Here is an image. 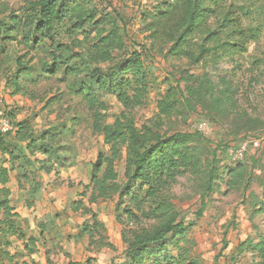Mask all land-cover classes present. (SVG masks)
<instances>
[{
    "label": "rangeland",
    "instance_id": "obj_1",
    "mask_svg": "<svg viewBox=\"0 0 264 264\" xmlns=\"http://www.w3.org/2000/svg\"><path fill=\"white\" fill-rule=\"evenodd\" d=\"M29 1L0 0L21 14L29 11ZM86 1L99 17H111L109 26L118 25L113 39L116 46L107 48L109 59L101 57L107 52L102 47L92 50L97 34L93 25L87 26L86 38L79 31H71L69 24H57L60 35L56 39V45L63 43L68 49L53 47L48 39L39 40L33 47L38 36L31 30L19 34L5 55L0 114L10 112L16 129L17 124L27 120L38 135L44 130L56 134L51 142L48 137L45 142L37 138L30 163L21 159L8 164L14 167L8 184L11 204L19 215L16 224L23 231L9 236V250L18 253L20 264L23 260L27 264H130L126 239L134 240L133 232L155 230L175 221L190 227L184 237L169 235L164 249L149 250L143 264H264L261 250L249 245L261 244L264 248V212H259L260 205L255 204L257 197L264 200L260 181L264 174V28L263 36L245 47H236L232 33L221 40L207 41L208 35L198 31L186 37L179 51H171L175 32L161 29L156 38L147 27L152 21L150 13H161L168 0ZM225 3L238 9L244 27L260 22L264 26L260 14L264 0ZM219 18L210 20L213 29H217ZM108 20H104L105 25ZM174 23L173 31L177 28ZM220 42L227 45L214 49ZM135 51L142 53L149 93L141 105L129 110L116 95L96 85L98 97L107 105L105 123H114L127 113L148 145L177 134H195L192 145L198 146L200 159L193 160L187 171L163 188L154 201L147 196V186L129 181V149L125 146L117 160L119 177L109 183L113 189L93 203V167L100 155L109 156L111 151L104 135L93 128L81 88L91 84L94 71L120 78L117 71L121 61ZM54 63L58 69L51 73ZM205 75L216 83L227 78L238 109L248 112L254 122L186 103V79ZM17 76L19 92L10 82ZM168 95L175 107L162 113L159 106ZM201 122L207 123L204 130L198 127ZM252 140H258L259 145ZM245 144L242 162L249 168L235 183L229 167L241 162L236 153ZM80 202L97 213L102 225L93 235L83 233L84 225L94 227V221L84 208L76 210ZM159 203L168 206L166 212L156 213ZM3 217L1 212L0 220Z\"/></svg>",
    "mask_w": 264,
    "mask_h": 264
},
{
    "label": "trees",
    "instance_id": "obj_2",
    "mask_svg": "<svg viewBox=\"0 0 264 264\" xmlns=\"http://www.w3.org/2000/svg\"><path fill=\"white\" fill-rule=\"evenodd\" d=\"M29 4V11H24L21 14L11 10L7 3L0 2V78H3L5 73V55L9 44L24 31L33 30L38 36L32 42L33 47L38 45L39 40L48 39L51 46L61 50L68 49V46L63 43L56 45L57 36L60 35L58 25L62 24H69L72 26L71 31H79L86 38L89 36L87 26L93 25L97 34L92 40L94 42L92 50H101L102 47L104 52H107L104 55L99 53V55L102 54L101 57L104 60L110 58L107 48L116 46L113 39L117 35L118 25L113 23L109 26L112 19L108 14L99 17L98 11L95 8L90 9L86 0H32L29 1ZM260 14L264 16V11H260ZM218 15L220 16L218 27L213 29L210 20ZM106 18L109 20L105 25L104 20ZM150 18L152 21L147 23V27L152 31V37L158 38L161 29L175 32V34L173 33L175 44L171 51H179L186 37L198 31L208 35L207 41L221 40V38H225V34L230 36L232 33V38L237 40L236 47H245L251 40L257 41L262 37L264 28V26L261 27V22L258 25L244 27L242 15L238 13V9L232 6L227 7L225 0H168L162 7V12L158 15L150 13ZM174 21V26L177 27L175 31L172 30ZM105 33L108 34L103 35ZM86 38L84 40H87ZM226 45V43L220 42L214 46V49H221ZM206 50L208 52L211 49ZM200 59H202V55L198 60ZM121 62L117 71L120 78L115 79L112 75H98V72L94 71L95 75L91 73L92 76L89 77L91 84H83L81 88L91 112L93 128L104 135L105 143L110 146L111 151L109 156L100 155L93 167L91 180L93 203L106 196L111 188L113 189L109 183L116 182L119 177L116 169L117 160L125 146L129 149L127 170L129 181L135 185L147 186V196L150 199L153 198L154 201L163 188L175 183L177 178L187 171L189 166L193 164V160L197 162L200 159L198 146L192 145L195 134H177L172 137L157 139L156 142L148 145L141 140L137 128L127 113L114 123H105L104 111L107 105L98 97L96 85L116 95L123 106L129 110L141 105L149 93V82L144 72L145 64L142 53L132 52ZM57 69L58 65L54 63L50 72L55 73ZM73 70L72 68L69 71ZM18 79L19 76L10 79L12 86L15 87V92L20 90ZM186 82L187 85L183 91L186 103L201 105L209 112H226L229 115L233 114V118L248 119L254 122L248 112L238 109L231 82L227 78H220L219 82L216 83L208 75H205L203 77H188ZM169 98L168 95L161 101L160 112L168 113L174 109L175 101ZM4 114L13 121L10 112H4ZM13 123L15 124L14 121ZM31 124L27 120L22 121L16 125L15 133H0V156L2 159L0 162V213L2 212L4 215L3 219L0 220V264H20L17 261L18 253L13 254L9 250L12 244L9 236L23 234V231L16 224V218L19 215L11 204L12 192L8 184L11 180V170L14 167H9L8 164L21 159L30 163V158L34 155L33 147L36 145L37 138L43 142L47 137L50 142L56 138V134H52L48 130H44L38 135L37 130ZM46 146L44 145L43 150L47 154L49 152ZM42 168H45L44 163H42ZM247 168H249L247 163H243L242 160L240 163L229 167L231 180L236 183L237 179L247 172ZM212 178L215 179L214 176ZM260 181L264 190V174ZM255 204L260 205L259 212H264V200L257 197ZM167 207V205L159 203L154 210L156 213L166 212ZM80 208H84L86 213H90L94 221V227H91L89 223L84 225L83 233L93 235V231L102 226L97 219V213L84 205L83 202L76 205V210ZM189 228L183 223L168 221L161 228L155 230L143 229L133 232L134 240L126 239L127 244H129L130 264H143L149 250L158 249L162 251L167 244L166 238L169 235L183 238ZM249 245L254 249H260L264 255V248L261 244L249 243ZM22 263L27 264L25 260ZM74 264L81 263L74 262ZM192 264L199 263L194 261Z\"/></svg>",
    "mask_w": 264,
    "mask_h": 264
},
{
    "label": "built area",
    "instance_id": "obj_3",
    "mask_svg": "<svg viewBox=\"0 0 264 264\" xmlns=\"http://www.w3.org/2000/svg\"><path fill=\"white\" fill-rule=\"evenodd\" d=\"M207 123L206 122H201L199 123L198 127L200 130H204L206 128ZM16 127L15 124L13 123V121L10 119V117H8L5 114H0V133L2 134H8V133H14L16 131ZM253 144H255L256 146L259 145V141L258 140H252L251 141ZM247 145L245 144V146H241L240 149L237 151L236 153V157L238 159L243 160L247 151Z\"/></svg>",
    "mask_w": 264,
    "mask_h": 264
}]
</instances>
